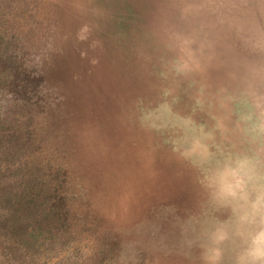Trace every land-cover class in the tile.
<instances>
[{"label":"rangeland","instance_id":"1","mask_svg":"<svg viewBox=\"0 0 264 264\" xmlns=\"http://www.w3.org/2000/svg\"><path fill=\"white\" fill-rule=\"evenodd\" d=\"M221 10L234 32L216 27ZM0 30L12 80L0 82V111L8 87L19 91L12 113L32 117L34 147L18 162L47 161L60 185L55 211L68 231L49 262L210 264L209 229L230 218L211 197L213 174L244 160L252 186H264V10L245 0H0ZM34 71L35 90L13 85L33 87ZM136 153L157 163L148 179L126 159ZM2 246L0 264H19ZM220 247L217 264H235L240 239Z\"/></svg>","mask_w":264,"mask_h":264},{"label":"trees","instance_id":"2","mask_svg":"<svg viewBox=\"0 0 264 264\" xmlns=\"http://www.w3.org/2000/svg\"><path fill=\"white\" fill-rule=\"evenodd\" d=\"M8 55L5 50L0 53V82L12 81L10 71L4 68V64L9 66L3 61ZM39 78L34 71L33 87L26 81L13 85L19 90H35ZM5 89L12 94L5 95V90L1 94V99L9 98H5V112L0 111V244L4 245L8 256L18 258L19 264H51L49 251L55 249V245H63L68 231L55 211L59 206V200L54 201L58 196L55 192L60 185L56 176L49 175L47 161L32 158L18 162L34 147L29 123L32 117L27 112L12 113L11 108L19 107L16 96L19 91ZM53 264H64L63 258L57 257Z\"/></svg>","mask_w":264,"mask_h":264},{"label":"clouds","instance_id":"3","mask_svg":"<svg viewBox=\"0 0 264 264\" xmlns=\"http://www.w3.org/2000/svg\"><path fill=\"white\" fill-rule=\"evenodd\" d=\"M210 188L214 203L230 213L228 221L209 229L210 264H217L220 246L234 237L242 243L235 264H264V186H252L247 162L239 160L218 168Z\"/></svg>","mask_w":264,"mask_h":264},{"label":"bare ground","instance_id":"4","mask_svg":"<svg viewBox=\"0 0 264 264\" xmlns=\"http://www.w3.org/2000/svg\"><path fill=\"white\" fill-rule=\"evenodd\" d=\"M98 133H100V132H98ZM97 133V134H98ZM101 134V133H100ZM98 136H100V135H98ZM101 140H102V138H101ZM102 143V142H101ZM122 146V149H123V151H125L124 150V147H123V145H121ZM142 152H143V150H142ZM136 154H138V153H136ZM129 158H131V159H138V165H137V167H133V168H131L136 174H137V176H143L144 175V177H145V179H148V177H149V173H150V170H152L153 168H154V166H153V163L155 162V160L151 163L150 162V160L148 159V158H146V156L145 155H140V154H138V155H126V159L128 160ZM126 160V161H127ZM156 163V162H155ZM157 164V163H156ZM129 166V165H128ZM137 180H139V179H137ZM142 184V183H141ZM146 184V183H145ZM144 184V185H145ZM133 186V185H132ZM127 187V186H126ZM130 189V188H129ZM132 189V188H131ZM134 189V188H133ZM126 190V189H125ZM136 191V190H135ZM134 191V192H135ZM132 192V191H131ZM132 194V193H131ZM137 195V194H136ZM124 197V196H123ZM133 197V196H132ZM132 199V198H131ZM130 199V200H131ZM134 199V198H133ZM129 200V199H128ZM129 202V201H128ZM129 211V210H128ZM130 212V211H129ZM137 212V211H136ZM139 212V211H138Z\"/></svg>","mask_w":264,"mask_h":264},{"label":"water","instance_id":"5","mask_svg":"<svg viewBox=\"0 0 264 264\" xmlns=\"http://www.w3.org/2000/svg\"><path fill=\"white\" fill-rule=\"evenodd\" d=\"M196 2V0H194ZM244 2V0H242ZM246 2L248 1H251V5L253 6V8L255 10H264V9H257V1L258 0H245ZM262 3H264V0H260ZM199 9V10H198ZM196 11H198L199 14H203L204 13V10H201V8L198 6L197 4V7H196ZM203 12V13H202ZM218 13V17H214V23L217 25L216 27L218 28H222L223 30H227L228 32L232 31L234 32L235 30V26L233 23H231V25H224L225 22H228V21H225L223 18L225 17L224 14L222 13V10L217 12ZM208 17H210V15H207ZM249 16H255V14L253 15L252 13H250ZM237 23V22H236ZM231 33V32H230ZM233 34V33H232ZM235 36V34H233Z\"/></svg>","mask_w":264,"mask_h":264}]
</instances>
